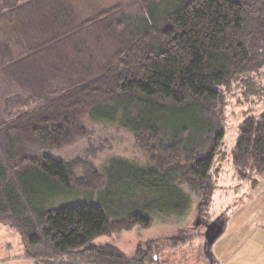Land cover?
<instances>
[{
    "label": "trees",
    "instance_id": "obj_1",
    "mask_svg": "<svg viewBox=\"0 0 264 264\" xmlns=\"http://www.w3.org/2000/svg\"><path fill=\"white\" fill-rule=\"evenodd\" d=\"M59 1L18 0L0 11L2 20L17 18L27 47L14 57L0 41V83L13 88L0 93L1 118L9 103L8 111L18 107L0 120V224L20 235L23 257L35 264H143L153 242L133 257L87 244L150 225L147 213L187 211L190 199L176 185L209 179L224 140L225 92L264 71V0H128L81 24ZM47 3V15L25 21ZM117 118L135 134L145 166L113 159L103 174L53 156L86 134L88 119ZM231 155L239 173L264 175V113L245 119ZM40 189L49 198L82 191L107 200L47 208ZM148 192L152 199H140ZM184 242L172 238L159 250Z\"/></svg>",
    "mask_w": 264,
    "mask_h": 264
},
{
    "label": "rangeland",
    "instance_id": "obj_2",
    "mask_svg": "<svg viewBox=\"0 0 264 264\" xmlns=\"http://www.w3.org/2000/svg\"><path fill=\"white\" fill-rule=\"evenodd\" d=\"M15 1L18 0H0V11L4 10L7 4ZM66 1L75 13L77 23L81 24L101 11L111 9L120 2L128 0ZM29 6L30 4L26 7L27 11L31 9ZM48 6L49 3L43 13L40 12L39 6L33 8V14L29 12L25 21L35 16L34 14L47 15ZM19 26L16 17H12L10 20L0 19V41L10 42V52L13 53V56L21 55L27 50V47L22 43ZM28 33L30 34V29ZM1 60L0 69L5 67L6 58L2 56ZM263 72L249 76L250 80L238 81L228 93L225 92L224 140L213 163L209 179L206 182L186 180L176 185L190 199L189 207L185 213L163 214L161 212L155 215L147 213L146 216L152 218L150 225L137 224L131 229L96 237L87 244V247L111 245L117 247L125 255L133 257L138 248L147 252L148 245L153 242V249L143 264H210L204 256V235L207 226L219 218L224 221L225 228L213 244V264H220V262L214 263L216 260L220 261L219 253H217L220 246L222 247L221 253L228 256V253L240 244L249 241L256 245L259 239H255V228L257 225L264 224V175L253 171L239 173L233 165L231 151L237 143L241 125L245 119L264 113ZM9 88L13 91L10 85L0 83V93L7 91L6 97H10ZM5 103L7 102L0 101V110ZM9 106L10 103L7 108L5 106L6 111H3L5 114L2 116L3 118L0 113V120L11 117L13 112L9 113V111L18 110L17 107L8 111ZM118 118L112 123L104 119L98 121L88 119L84 125L86 134L78 138L72 145L53 151V156L71 162H77V160L80 163L84 162L85 165L95 166L103 174L113 159H122L136 166H145L147 161L143 152L135 144V134L131 130L121 127ZM85 165L76 172L80 176L84 175L83 167H86ZM205 185L211 188L208 196H204L201 192ZM120 188L122 192L129 193L128 185L125 186L123 183ZM40 191L44 193H40V199H43V206L47 208H60L79 203L104 206L107 200L104 195L98 200L97 193L87 194L82 191L49 198L44 190L40 189ZM153 196V192H148L140 199L150 200ZM129 197L135 199V193H130ZM108 207L114 213L120 212V205H108ZM259 234L261 237L262 233ZM172 238H179L185 242L173 249L165 248L160 251V242L166 247L169 245L167 241ZM25 250L26 247L20 235L14 229L0 224V262H9V260L21 256Z\"/></svg>",
    "mask_w": 264,
    "mask_h": 264
},
{
    "label": "crops",
    "instance_id": "obj_3",
    "mask_svg": "<svg viewBox=\"0 0 264 264\" xmlns=\"http://www.w3.org/2000/svg\"><path fill=\"white\" fill-rule=\"evenodd\" d=\"M259 233H262V241ZM255 239H259V242H257L256 245L249 241L245 244H240L239 246L234 248L232 252H229L228 256H224V254L221 253L222 247L220 246L221 248L219 247V251L217 250V253H219L218 258L220 259V261L216 260L214 261V263L220 262V264H264V224L256 226ZM24 252L21 256L9 260V262L7 261L6 263L0 262V264H19L24 262H32L33 264H35L33 261L25 259L23 257Z\"/></svg>",
    "mask_w": 264,
    "mask_h": 264
},
{
    "label": "water",
    "instance_id": "obj_4",
    "mask_svg": "<svg viewBox=\"0 0 264 264\" xmlns=\"http://www.w3.org/2000/svg\"><path fill=\"white\" fill-rule=\"evenodd\" d=\"M224 228H225V223L221 218L215 220L214 222H212L207 226V230L204 235V256L210 264H213L212 262L213 244L224 232Z\"/></svg>",
    "mask_w": 264,
    "mask_h": 264
}]
</instances>
